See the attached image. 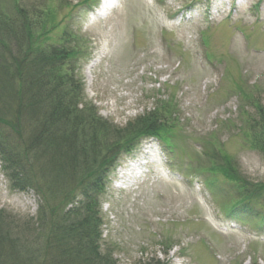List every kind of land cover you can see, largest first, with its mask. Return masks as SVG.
I'll use <instances>...</instances> for the list:
<instances>
[{
  "label": "rangeland",
  "instance_id": "1",
  "mask_svg": "<svg viewBox=\"0 0 264 264\" xmlns=\"http://www.w3.org/2000/svg\"><path fill=\"white\" fill-rule=\"evenodd\" d=\"M100 3L0 0V14L45 17L53 45L72 29L84 103L103 119L124 127L161 100L173 105L168 143L149 135L119 153L117 165L136 164L125 189L109 174L102 248L115 264H264V190L239 201L241 184L223 173L264 185L250 121L264 109V0H120L90 18ZM37 208L0 160V214L23 221Z\"/></svg>",
  "mask_w": 264,
  "mask_h": 264
},
{
  "label": "trees",
  "instance_id": "2",
  "mask_svg": "<svg viewBox=\"0 0 264 264\" xmlns=\"http://www.w3.org/2000/svg\"><path fill=\"white\" fill-rule=\"evenodd\" d=\"M0 16V160L13 189L38 197L36 214L23 221L0 214V264H115L102 248L108 175L119 153L142 137L168 143L162 132L168 120L173 126V105L161 100L124 127L103 119L84 103L77 76L82 54L72 29L64 28L53 45L45 17ZM257 117L250 120L252 145L264 154V109ZM223 173L241 184L239 201L264 190Z\"/></svg>",
  "mask_w": 264,
  "mask_h": 264
},
{
  "label": "bare ground",
  "instance_id": "3",
  "mask_svg": "<svg viewBox=\"0 0 264 264\" xmlns=\"http://www.w3.org/2000/svg\"><path fill=\"white\" fill-rule=\"evenodd\" d=\"M111 3H112V0H102L99 8L94 13L91 14L90 18L92 19L106 18L107 15L109 14V11L112 8ZM94 64H95V61H93L91 64L88 65L86 69L87 74L90 73Z\"/></svg>",
  "mask_w": 264,
  "mask_h": 264
}]
</instances>
